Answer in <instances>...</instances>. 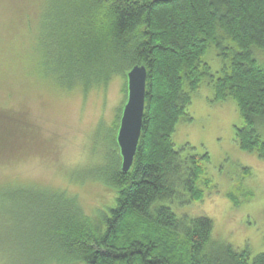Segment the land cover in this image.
Here are the masks:
<instances>
[{
	"label": "trees",
	"instance_id": "obj_1",
	"mask_svg": "<svg viewBox=\"0 0 264 264\" xmlns=\"http://www.w3.org/2000/svg\"><path fill=\"white\" fill-rule=\"evenodd\" d=\"M41 8L37 44L29 49L32 62L37 53L31 74L86 95L143 65L142 129L132 166L123 173L115 143L121 107L111 139L117 151H108L114 165L94 173L116 191L100 213L101 228L64 190L26 185L6 191L0 207L21 204L27 212H15L21 252L6 251L0 260L264 264V252L250 258L247 248L213 239L210 218L177 215L165 203L180 192L187 195L182 203L203 196L198 183L208 155H183L184 147L176 149L172 140L180 117L191 119L187 108L201 84L212 88L214 100L235 102L242 119L236 143L264 158V0H42ZM211 47L223 62L218 71L203 60ZM124 91L126 97V82Z\"/></svg>",
	"mask_w": 264,
	"mask_h": 264
},
{
	"label": "rangeland",
	"instance_id": "obj_2",
	"mask_svg": "<svg viewBox=\"0 0 264 264\" xmlns=\"http://www.w3.org/2000/svg\"><path fill=\"white\" fill-rule=\"evenodd\" d=\"M41 1L0 0V198L26 185L61 189L75 196L92 224L101 228L100 213L112 204L116 191L95 174L114 165L108 151L115 150L111 139L125 100V79L116 76L106 88L84 95L31 74L37 53L32 62L29 49L37 44ZM203 60L213 71L223 63L214 47ZM213 94L201 84L187 108L191 119L181 116L172 133L174 147H184L183 155H208L198 183L203 196L182 203L187 195L180 192L165 203L177 215L210 218L213 239L247 248L252 258L264 252V158L238 146L234 131L242 119L236 104L214 100ZM204 177L210 179L208 185ZM19 211L27 212L21 204L0 207V256L21 252V243L16 246L22 230L15 216ZM16 261L6 257L0 264H30Z\"/></svg>",
	"mask_w": 264,
	"mask_h": 264
},
{
	"label": "water",
	"instance_id": "obj_3",
	"mask_svg": "<svg viewBox=\"0 0 264 264\" xmlns=\"http://www.w3.org/2000/svg\"><path fill=\"white\" fill-rule=\"evenodd\" d=\"M126 97L123 103L115 143L120 155V169L129 171L137 150L142 129L144 110L146 68L135 65L125 73Z\"/></svg>",
	"mask_w": 264,
	"mask_h": 264
}]
</instances>
